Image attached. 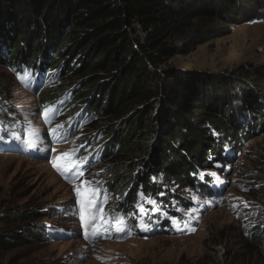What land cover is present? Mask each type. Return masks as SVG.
I'll return each mask as SVG.
<instances>
[{
  "label": "trees",
  "instance_id": "trees-1",
  "mask_svg": "<svg viewBox=\"0 0 264 264\" xmlns=\"http://www.w3.org/2000/svg\"><path fill=\"white\" fill-rule=\"evenodd\" d=\"M262 8L264 0H0V67L29 89L33 73H40L46 86L37 95L39 114L64 98L66 110L81 118V130L94 134L85 143L102 145L101 176L109 182L99 194L128 197L141 185L153 198L164 197L160 211L171 202L175 211H187L193 197L184 190L195 189L198 171L232 166L225 149L236 154L232 150L264 128V73L241 79L184 71L169 62L224 37L228 23L247 12L259 16ZM7 87L1 81L3 126L11 125L5 121L11 116L4 107ZM237 96L246 99L249 113L234 101ZM65 133L66 125L61 140ZM259 181L253 198L264 192V178ZM196 190L213 197L206 186ZM127 209L119 204L104 213L106 221ZM31 214H0V262L9 251L51 235L27 223L37 218ZM9 223L13 231H4ZM255 242L264 254V230Z\"/></svg>",
  "mask_w": 264,
  "mask_h": 264
},
{
  "label": "rangeland",
  "instance_id": "rangeland-1",
  "mask_svg": "<svg viewBox=\"0 0 264 264\" xmlns=\"http://www.w3.org/2000/svg\"><path fill=\"white\" fill-rule=\"evenodd\" d=\"M263 11L264 8L259 16L247 12L237 23H228L224 37L205 43L187 56L175 57L169 65L189 72L235 75L241 79L257 71L264 73ZM16 77L6 67H0V83L8 84L4 89L7 92L4 107L11 114L5 121L25 127L44 152L37 160L0 155V214L6 210L34 213L30 218H37L27 223L40 225V232L49 229L51 235L44 236L43 242L33 239L9 251L0 264H264V254L255 242L264 230V192L254 198L251 195V190L262 185L259 180L264 178V128L256 131L241 148L233 150H241L242 154L224 177L230 191L225 192L222 201L213 202L191 232L175 238L132 237L121 241L104 238L91 243L85 238L78 201L87 203L93 199L97 207L100 205L98 190L109 183L101 176L106 164L99 162L71 185L61 180L53 164L61 167L62 157L69 150L75 155L84 147L89 152L94 150L85 143L94 134L80 130L71 134L67 143H54L39 115L40 88L26 90ZM239 98L234 97V101L242 103L249 113L246 99L239 102ZM241 116L248 119L244 112ZM98 144L94 142L93 146ZM88 189H94L95 194ZM184 192L201 199L196 189ZM125 198L123 194L109 196L102 209L106 213L114 211ZM12 228L9 223L4 231H13Z\"/></svg>",
  "mask_w": 264,
  "mask_h": 264
},
{
  "label": "snow or ice",
  "instance_id": "snow-or-ice-1",
  "mask_svg": "<svg viewBox=\"0 0 264 264\" xmlns=\"http://www.w3.org/2000/svg\"><path fill=\"white\" fill-rule=\"evenodd\" d=\"M50 111H53V110L52 109H45L44 115H45L46 118H47V115H48V113ZM15 139H20V138L19 137H15ZM64 155L67 156V157H71L72 153H65ZM81 163H83V162H79V163L73 162V163H70L68 165V167H65V168H61L59 165L54 163L53 167L65 179H68L69 175H71L73 177V180H74L75 179V172H79L80 171V164ZM69 168H72L73 171L69 172ZM81 174H82V172H81ZM201 175H203V174H201ZM213 175H215V174L213 173ZM69 182L71 183L72 181H69ZM88 191L92 192L93 195L95 194V190L94 189H88ZM77 194L80 195L79 189H77ZM139 195H140L141 200L144 201L145 203L155 204V201L151 200L150 198L145 200V197H144V195L142 193L139 194ZM78 202L80 203V206H81L80 221H81L82 226H85L86 229L87 228H92L93 229L92 235L94 237L100 236L104 230H103V228L98 227L96 225L97 217H96L95 211H93V208L96 207L95 201L93 199H89L87 201V203H85L83 200L78 201ZM137 208L139 209V211L141 213L146 211V209L143 207L142 204L138 203L137 204ZM172 223L174 225H176L177 221L175 219H173ZM112 224H113V227H114L116 233H122V232L123 233H127V225H126V221L124 220L123 217L116 216L114 218V220L112 221ZM140 227H141V230H147L146 226L143 225V224H141ZM128 234H130V233H128ZM85 238L86 239L89 238V234H88L87 231L85 232Z\"/></svg>",
  "mask_w": 264,
  "mask_h": 264
}]
</instances>
